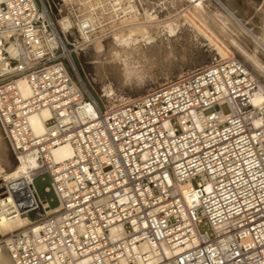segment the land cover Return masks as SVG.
Here are the masks:
<instances>
[{"label":"built area","instance_id":"1","mask_svg":"<svg viewBox=\"0 0 264 264\" xmlns=\"http://www.w3.org/2000/svg\"><path fill=\"white\" fill-rule=\"evenodd\" d=\"M68 33L42 0H0V128L16 158L36 154L33 181L48 176L57 201L0 239L14 263L264 264V102L249 69L215 58L110 105L73 67L87 45ZM61 144L72 155L54 163Z\"/></svg>","mask_w":264,"mask_h":264},{"label":"bare ground","instance_id":"2","mask_svg":"<svg viewBox=\"0 0 264 264\" xmlns=\"http://www.w3.org/2000/svg\"><path fill=\"white\" fill-rule=\"evenodd\" d=\"M62 1L64 2V7H67L69 11L75 10L73 13L78 14L76 18H71L73 16L72 15L71 17L65 16L58 20L62 30L69 33H72L75 29L78 31L79 38L75 39L76 45L80 44V46H89L95 44L94 49L96 51L97 56L95 57L97 61L93 63L98 64V71L100 72V70H105V65L109 64L112 67V70L115 72L114 74H116L120 79L119 81L121 84L133 82L141 83L143 81L145 77L144 69H146L145 67L147 64L144 66L142 61L148 57V52L153 50L159 54L164 52L166 53L164 55L172 58L171 54L174 50L172 46V39L178 37L180 30H182V22H173L169 18L168 21L161 22L159 21L158 15L150 13L146 9L144 14L146 17L144 18H146L145 20H147V22L139 23L138 10L136 7L130 6V11L127 13L126 10L117 8L121 5L122 0H114V4L111 5L112 12L109 13V17L112 18L113 27L118 25L121 27L114 30L111 36V41L108 42L109 46L106 49L102 37L94 38L98 34L96 31L97 23L101 21L102 18H104L103 14H106L104 13L105 9L103 7L106 4H104L105 0ZM204 2V0H194L195 4H192V10L187 11L192 14V17L199 23V25L201 24V27L203 26V28L208 31L216 32L221 38L231 44L238 51V53L242 55L244 60L248 62L252 68L262 76V78H264V64L260 61L258 57L259 52L257 50L260 48V53H264V26L261 36H256L245 26L241 20H239L235 15L231 14L224 5H222V10L224 11L223 13L219 11L213 12L205 9ZM101 4H104L101 6L103 7L102 9L99 8ZM213 8L215 9V7ZM108 9H110V7ZM121 13L124 15L121 16ZM103 23L105 24V22ZM99 24L100 23H98V25ZM110 24L111 22H109V25ZM103 28L100 30V32L103 31ZM123 28H128V30L124 31ZM247 36L252 38V40L255 42L256 50L250 51L247 48ZM8 51L11 54L14 53L12 46L8 48ZM102 53L105 54V60H107L106 62L101 61L100 55ZM70 54L71 51H67V55ZM152 56H154V54ZM1 57L2 54L0 52V58ZM225 58L234 57L227 56L222 59ZM73 67L76 69L75 63L73 64ZM251 74L253 77H255V74ZM102 80L104 81L106 79H103L102 77ZM18 84L23 96H28L30 94V87L28 86L27 82L24 79H20ZM103 91L105 96L108 97H106L107 102L110 103V105H114L117 100H115L116 98H111L115 94L112 84H106ZM121 99L123 100L128 98ZM252 101L255 106L261 107V104L264 102V83L259 81V88L252 96ZM88 110L89 112H92L90 107H88ZM49 116L50 115L47 111L33 113L29 116L28 123L34 135L40 136L44 133L46 127L45 122L49 119ZM1 134L2 131L0 128V156H2V147L4 144L2 143L4 141H2V137L4 138V136L2 134L1 137ZM71 155V146L68 144H61L52 150L50 159L54 163H59L70 158ZM16 159L18 163L11 171H7L2 165V160H0V178L6 183L7 189L6 195L3 198L0 197V235L5 236L10 232L19 230L28 226L29 224L35 223L44 215L54 211L53 208L50 210L48 209L49 207L47 202L41 200L40 204L38 199L33 196L34 181L32 172L40 168V162L38 161L36 154L30 152L28 154L19 156ZM35 206L37 209H35ZM39 226L40 224L38 223L35 224L33 228H35L37 231ZM0 264H15L7 246L2 243H0Z\"/></svg>","mask_w":264,"mask_h":264},{"label":"rangeland","instance_id":"3","mask_svg":"<svg viewBox=\"0 0 264 264\" xmlns=\"http://www.w3.org/2000/svg\"><path fill=\"white\" fill-rule=\"evenodd\" d=\"M42 1L46 4L49 14L54 20L59 30H62V28L59 25L58 20L62 19V17L65 16L71 17L73 15L71 18H76L78 16V14L73 13L75 12V10L69 11L67 7H64V2L62 0H42ZM204 1H205L204 7L208 11H213V12L219 11L223 13L224 11L222 10V5H224L225 7H227L229 12L235 15L239 20H241L245 24V26L249 30H251V32L254 35L261 36L262 29L264 26V0H204ZM113 2L114 0L104 1V4L105 3L106 4L103 7L105 9L104 13L106 14H103L104 18H102V20L98 22L100 24L102 23L103 25L101 24L102 25L101 26L100 24L98 25L97 23L96 31L98 34L94 37V38L102 37L106 49L109 46L108 42L111 41V36L114 30L119 29L121 27L119 25L113 27L112 18L109 17L110 15L109 13L112 12L111 5L114 4ZM104 4H101L99 8L102 9L103 7L101 6ZM192 4L193 5L195 4L194 0H122L121 5L117 8L126 10V12L128 13L130 11L129 9L130 6L136 7L138 10L139 23L147 22V20H145L146 18H144L146 17L144 14H145V10L147 9L150 13L158 15L159 21L161 22L168 21L169 19L173 22H179V21L182 22L183 23L182 30H180L178 34L179 38L175 37L172 39V46L174 49L173 53L171 54L172 58L167 57V55H164L166 54L164 52L160 54L155 50L148 52V57L146 59H143L142 61L144 66L146 64L147 65L145 67L146 69H144L145 77L141 83H134V82L128 84L122 83L123 84L122 85L119 81L120 79L116 74H114L115 72L112 70V67L109 64L105 65V70H100L99 72L98 64L93 63L97 61L95 57L97 55L94 49L95 44L86 46L82 51H79L77 52V54H74L73 58L76 64L77 72L82 77L83 81L86 83L92 96L98 101L106 102L107 96H105L103 89L106 84L111 83L115 91L114 94L115 96L113 95L111 98H116L115 100L118 101L121 98L129 99V98L139 97L145 94L146 92L158 88L160 86H163L164 84L186 73L195 71L199 68L206 66L215 58L222 59L227 56L234 57L239 61H241L249 69V71L253 73V75L255 74L254 76L261 83H264L263 81L264 78H262V76L259 73H257V71L254 70L248 62L244 60L242 55L238 53V51L231 44H229L226 40L221 38L216 32L208 31L205 28H203V26L201 27V24L199 25V23L196 20H194L192 14L188 12L189 10H192V6H193ZM109 7L110 9H108ZM213 7H215V9ZM68 13L71 15H69ZM120 15L122 16L124 14L121 13ZM103 22H105V24ZM109 22H111L110 25ZM109 26L111 29L109 28ZM102 28L103 31L105 30L104 33L103 31L100 32ZM123 30L127 31L128 28H123ZM72 33L71 32L68 33V38L70 42L75 43V39L79 38V34L76 29ZM246 44H248L247 48L250 51L256 50L255 49L256 44L252 40V38L248 37ZM257 50L259 52L258 57L260 61L264 64L263 62L264 53H260L261 52L260 48H258ZM150 53L151 54L153 53L154 56L157 54L155 56L156 58L152 56L153 54L151 55ZM101 55H100L101 61L106 62L107 60H105L106 59L105 54L102 53ZM150 62L152 66L150 65ZM71 73L72 75H74L73 70H71ZM102 77L103 79L106 80L103 81ZM222 110L224 111V113L229 112L227 106H223ZM2 141H3L2 143L4 144L2 147L3 153L2 156H0V160H2L3 167L7 171H11L16 166L18 161L14 156V154L12 153V151L10 150L8 143L3 137H2ZM34 184L40 198L42 200H47L51 207H55L57 205V201L54 198L53 193L50 191H45V187L50 186L49 177L48 176H45L44 178L39 177L35 180ZM6 192H7L6 183L0 178V197L3 198L6 195ZM4 236L5 235H0V239Z\"/></svg>","mask_w":264,"mask_h":264}]
</instances>
